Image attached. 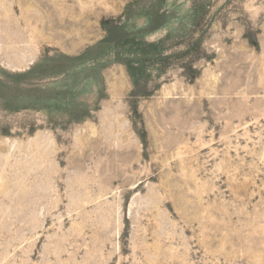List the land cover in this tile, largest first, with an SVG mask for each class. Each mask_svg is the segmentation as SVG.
Masks as SVG:
<instances>
[{"label":"rangeland","instance_id":"obj_1","mask_svg":"<svg viewBox=\"0 0 264 264\" xmlns=\"http://www.w3.org/2000/svg\"><path fill=\"white\" fill-rule=\"evenodd\" d=\"M0 264H264V0H0Z\"/></svg>","mask_w":264,"mask_h":264}]
</instances>
